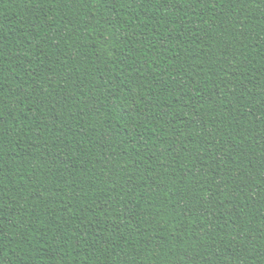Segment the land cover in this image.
<instances>
[{"label":"trees","instance_id":"obj_1","mask_svg":"<svg viewBox=\"0 0 264 264\" xmlns=\"http://www.w3.org/2000/svg\"><path fill=\"white\" fill-rule=\"evenodd\" d=\"M0 264H264V0H0Z\"/></svg>","mask_w":264,"mask_h":264}]
</instances>
